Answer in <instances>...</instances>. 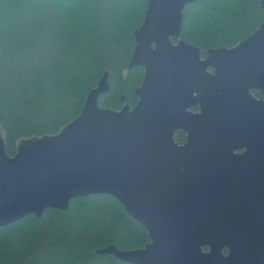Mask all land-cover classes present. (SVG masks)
<instances>
[{
  "label": "water",
  "instance_id": "1",
  "mask_svg": "<svg viewBox=\"0 0 264 264\" xmlns=\"http://www.w3.org/2000/svg\"><path fill=\"white\" fill-rule=\"evenodd\" d=\"M196 1L149 0L129 63L145 71L134 107L99 104L111 89L106 71L57 134L22 139L13 156L0 138V226L109 194L150 242L101 253L132 264H264V99L252 93H264V20L203 57L172 40Z\"/></svg>",
  "mask_w": 264,
  "mask_h": 264
},
{
  "label": "trees",
  "instance_id": "2",
  "mask_svg": "<svg viewBox=\"0 0 264 264\" xmlns=\"http://www.w3.org/2000/svg\"><path fill=\"white\" fill-rule=\"evenodd\" d=\"M261 2L187 4L180 37L172 40L199 46L204 57L211 48L233 47L262 24ZM148 3L0 0V126L10 156L20 140L57 134L75 119L106 71L111 89L99 104L115 110L136 105L145 71L129 63ZM175 139L183 143L185 132ZM148 242L147 229L116 197L91 194L72 199L67 210L48 208L42 217L29 214L0 226V264H132L99 250Z\"/></svg>",
  "mask_w": 264,
  "mask_h": 264
},
{
  "label": "flooded vegetation",
  "instance_id": "3",
  "mask_svg": "<svg viewBox=\"0 0 264 264\" xmlns=\"http://www.w3.org/2000/svg\"><path fill=\"white\" fill-rule=\"evenodd\" d=\"M203 57H204V56H203ZM211 70H212V68H211ZM257 92H259V94H257ZM252 93H253L257 98H263V97H261L260 95H261V94L264 95V93H262L261 89H253V90H252ZM263 99H264V98H263ZM196 107H197V109H195ZM191 109H192L193 111H195V112L200 111L199 106H193ZM179 130L184 131L185 134H186V139H185V141L183 142V143H185V142L187 141V132H186L185 130H183V129H178V130H176V132L179 131ZM176 132H175V133H176ZM174 136H175V135H174ZM179 143H180V142H179Z\"/></svg>",
  "mask_w": 264,
  "mask_h": 264
},
{
  "label": "rangeland",
  "instance_id": "4",
  "mask_svg": "<svg viewBox=\"0 0 264 264\" xmlns=\"http://www.w3.org/2000/svg\"><path fill=\"white\" fill-rule=\"evenodd\" d=\"M1 137H3V130H2V128H1V126H0V138Z\"/></svg>",
  "mask_w": 264,
  "mask_h": 264
}]
</instances>
